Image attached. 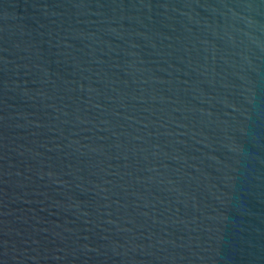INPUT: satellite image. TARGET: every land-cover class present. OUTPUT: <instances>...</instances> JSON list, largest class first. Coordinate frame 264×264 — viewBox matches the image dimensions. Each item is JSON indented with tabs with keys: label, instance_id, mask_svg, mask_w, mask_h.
Returning a JSON list of instances; mask_svg holds the SVG:
<instances>
[{
	"label": "water",
	"instance_id": "water-1",
	"mask_svg": "<svg viewBox=\"0 0 264 264\" xmlns=\"http://www.w3.org/2000/svg\"><path fill=\"white\" fill-rule=\"evenodd\" d=\"M0 264H264V0H0Z\"/></svg>",
	"mask_w": 264,
	"mask_h": 264
}]
</instances>
